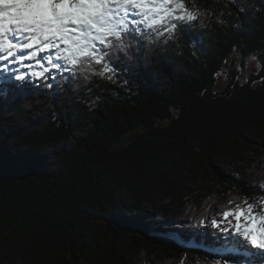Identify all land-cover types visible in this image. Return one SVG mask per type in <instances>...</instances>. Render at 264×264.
<instances>
[{
  "label": "trees",
  "instance_id": "trees-1",
  "mask_svg": "<svg viewBox=\"0 0 264 264\" xmlns=\"http://www.w3.org/2000/svg\"><path fill=\"white\" fill-rule=\"evenodd\" d=\"M185 3L172 32L98 44L112 71L0 83V264H211L163 226L209 227L264 185V0Z\"/></svg>",
  "mask_w": 264,
  "mask_h": 264
},
{
  "label": "snow or ice",
  "instance_id": "snow-or-ice-1",
  "mask_svg": "<svg viewBox=\"0 0 264 264\" xmlns=\"http://www.w3.org/2000/svg\"><path fill=\"white\" fill-rule=\"evenodd\" d=\"M135 14L143 20L129 21L128 17ZM196 19L197 14L189 10L185 0H0V53H5L0 58L14 57L18 52L39 46L27 59H34L39 51L54 48L58 53L56 58L62 57L73 67L82 60H94L112 71L105 63L106 53L97 44L113 47V39L122 40V33L129 31V23L143 22L156 29L167 22L168 31L172 32L180 23ZM173 20L177 23H172ZM21 38L27 42H14ZM17 59L23 62L25 57L20 55ZM46 59L52 68H60L51 56ZM35 63L39 70L32 71L31 75L46 78L45 73L50 69L39 59ZM16 79L24 80L25 74L17 75ZM244 205L236 204L220 215L225 221L232 217L235 231L253 246L264 249V215L254 213V205L248 201ZM211 223L219 227L217 220Z\"/></svg>",
  "mask_w": 264,
  "mask_h": 264
},
{
  "label": "rangeland",
  "instance_id": "rangeland-1",
  "mask_svg": "<svg viewBox=\"0 0 264 264\" xmlns=\"http://www.w3.org/2000/svg\"><path fill=\"white\" fill-rule=\"evenodd\" d=\"M128 20L129 21H132V20L142 21L143 17L140 16L139 14H135V15H130L128 17ZM129 24H131V23H129ZM137 24H143V22H140ZM57 55H58V53H55L51 56L53 59V62L59 64L60 67L66 66L68 63L62 57L60 59H57L56 58ZM42 63H44L45 67H48L51 72L56 70V68H52L51 65H49L47 63L46 58L42 61ZM27 67H32V66H27ZM249 67H250V70H255L257 68V64L253 59L249 61ZM34 70H39V69L37 67L25 68L22 65L18 66L16 68L12 67V68H10L9 72L0 73V83L3 85H9L8 83H10V82L20 83L21 80H17L16 76L20 75L22 73L25 74V79L26 78H29V79L33 78L35 80H38L39 79L38 77H33L31 75L32 71H34ZM50 71L48 73H50ZM48 73H45V75H47ZM224 80H225V75H223V74H220L217 77V88L222 87ZM244 189H245L246 196H248V198H249L248 203H251L254 205L253 212L257 213V214L264 215V187H262V185L259 182L254 181V182L246 184ZM241 206H244V204ZM217 221L219 222V227H216L213 225H211L209 227L199 226L198 229H195V228L188 229L187 228V230L184 228V227H186L184 224L177 222V221H173L172 223L166 224L165 226H163V229H167L169 232H171L169 237L166 238V240L171 241L173 243H175L176 241H179L180 243L176 242V243L182 245L179 247L185 248V246H187V248H193L196 251H199L200 253H202L203 256H205L211 260V264H240L241 262L235 263L234 258L230 259L229 256L222 254V252H215L214 251L215 252V254H214L213 252L210 251V249L206 250L204 248V244L199 243L200 241H196L199 238L205 239L206 236L210 237L209 240L207 239L208 245L213 244L215 246V248H217L216 250H221V251H226V250H222L220 248L229 249V247L235 246L236 242L234 240L236 239V237H234L233 234H232L233 236H230V234H229V233H231L230 229L232 227H234L233 225L235 224V220L232 217H229V221H231V223H229V221H225L223 218H218ZM225 229H227V230H225ZM178 234H181V236L179 238H176L174 235H178ZM186 235L191 237V238H189L190 241L188 240L189 244L187 241L185 242L186 244H182V241H183L182 239L184 237H186ZM173 237H175V238H173ZM203 241H205V240H203ZM239 244H240V242H239ZM240 245L242 246V244H240ZM228 251H230V250H228ZM229 254L233 255L231 253H229Z\"/></svg>",
  "mask_w": 264,
  "mask_h": 264
},
{
  "label": "bare ground",
  "instance_id": "bare-ground-1",
  "mask_svg": "<svg viewBox=\"0 0 264 264\" xmlns=\"http://www.w3.org/2000/svg\"><path fill=\"white\" fill-rule=\"evenodd\" d=\"M261 213V212H260ZM176 238H179L180 236H181V234H178V235H174ZM230 236H233V235H230ZM175 237H173V238H175ZM207 239L209 240L210 239V237H205V239H201V238H199L198 240H196V241H200L199 243H201V244H204V248H206V249H213L215 252H221V250H216L217 248H215V246L212 244V245H208V243H207ZM203 240H205V241H203ZM236 243H235V246H231V247H229V249H227V248H220V249H222V250H226V251H222V254H225L226 256H229L230 257V259L232 258H234V261H235V263L236 262H238L237 261V259L234 257V256H232V255H230L229 253H231V254H234V255H237V256H242V255H239V254H241V252H243L244 254H249V253H251V254H253V255H256V258H258L257 256H259V254H257L255 251H249V250H252L251 248L249 249H247L246 247H245V245H244V243L242 242V240L241 239H239V238H236L235 240H234ZM238 241V242H237ZM239 242H240V244H242V246L239 244ZM226 243V242H225ZM206 244V245H205ZM232 244V243H231ZM228 250H230V251H228ZM260 251V250H259ZM261 253V252H260ZM243 254V255H244ZM259 259V258H258ZM258 262V263H257ZM259 262L261 263V264H264V258L262 257V260L261 261H252L251 259H249V261H248V263L249 264H259Z\"/></svg>",
  "mask_w": 264,
  "mask_h": 264
}]
</instances>
